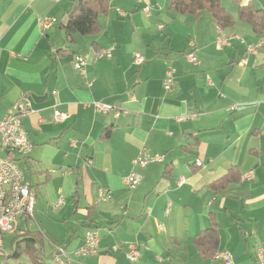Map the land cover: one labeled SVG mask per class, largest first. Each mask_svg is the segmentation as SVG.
Returning <instances> with one entry per match:
<instances>
[{"label":"crops","instance_id":"obj_1","mask_svg":"<svg viewBox=\"0 0 264 264\" xmlns=\"http://www.w3.org/2000/svg\"><path fill=\"white\" fill-rule=\"evenodd\" d=\"M72 2L0 0V119L23 95L32 99L23 124L33 149L17 158L37 193L34 218L4 233L0 255L8 257L15 237L30 229L49 264H227L195 242L214 215L217 252H230L231 264H262L264 31L240 20L239 10L264 11V0H221L236 20L223 28L208 9L196 17L175 12L170 0H110L100 30L74 33L70 42L63 22ZM45 17L57 21L46 28ZM221 37L227 43L218 45ZM100 51L111 56L96 58ZM78 54L86 75L74 67ZM97 101L122 112H99ZM141 154L164 160L141 166ZM131 172L142 176L135 188L125 180ZM92 228L97 251L78 253ZM131 243L140 249L137 262L126 256ZM58 248L70 260L57 261ZM24 256L0 264H33Z\"/></svg>","mask_w":264,"mask_h":264},{"label":"built area","instance_id":"obj_2","mask_svg":"<svg viewBox=\"0 0 264 264\" xmlns=\"http://www.w3.org/2000/svg\"><path fill=\"white\" fill-rule=\"evenodd\" d=\"M58 1V0H55ZM149 10V6L145 8ZM57 20L53 17H45L42 21L44 27H49ZM218 45L227 43V39L221 37L217 40ZM250 50L255 51L254 47ZM189 59L192 62H197V57L194 52H189ZM103 56H111V51H100L96 54V58ZM137 63L144 62V57L140 54L135 55ZM245 61V60H244ZM87 60L83 55H75L74 67L86 75ZM175 80L173 69L167 72L165 78V87L171 89ZM94 107L97 111L107 113L115 110L116 115L119 116L122 112L117 106L105 102H94ZM33 112L32 99L28 95H23L17 100L11 108L0 119V254L4 251V233L13 231L17 228L19 220L22 218H34L37 193L25 181L24 173L18 164L17 156L26 158L33 149V143L29 138L28 132L23 124V119L26 115ZM65 114L60 111L55 112V119L61 120ZM181 118L180 120H182ZM8 151V153L6 152ZM164 160L163 154H141L135 162L141 166H146L151 162H161ZM197 166H202V161H196ZM251 172L245 174V178L251 176ZM141 175L136 172H131L126 178V183L130 188L137 187L141 182ZM183 179L181 180V182ZM100 196L103 199H109L111 193L107 188L100 189ZM63 199L58 200L57 204L61 205ZM99 242L98 230L90 229L86 232L84 246L78 250V253L88 254L95 253ZM64 256L68 260L70 257L64 248H58L55 259L61 260ZM127 258L132 262H137L140 258L139 246L135 243L128 245L126 250ZM261 263L264 264V256L262 250L259 251ZM213 258L220 260L227 264L233 262V256L228 251H218L213 255Z\"/></svg>","mask_w":264,"mask_h":264},{"label":"trees","instance_id":"obj_3","mask_svg":"<svg viewBox=\"0 0 264 264\" xmlns=\"http://www.w3.org/2000/svg\"><path fill=\"white\" fill-rule=\"evenodd\" d=\"M110 0H73L70 10L67 12L63 26L66 29L68 40L73 42V34H91L100 30L99 15L108 11ZM170 7L177 13L184 15H195L198 17L202 10L208 9L220 27H227L235 24L234 16L221 4V0H170ZM239 19L250 23L258 32L264 31V11L255 8L252 4L243 6L239 10ZM109 135V130L104 132ZM233 179L228 175L214 183L212 186L226 184ZM223 187V186H222ZM218 222L212 216L210 229L199 234L195 242L205 256L214 255L219 244ZM43 241L39 232L26 229L21 232L11 244L8 258H19L24 254L30 256L33 264H49L40 256L42 253Z\"/></svg>","mask_w":264,"mask_h":264},{"label":"rangeland","instance_id":"obj_4","mask_svg":"<svg viewBox=\"0 0 264 264\" xmlns=\"http://www.w3.org/2000/svg\"><path fill=\"white\" fill-rule=\"evenodd\" d=\"M2 150H1V148H0V152H1ZM15 231H17V229H14L13 231H10L11 233L12 232H15ZM10 232H6V237L8 236V234L10 233ZM29 260L28 259V257L27 256H24V255H22L21 257H19V258H8V257H5V256H2V255H0V260Z\"/></svg>","mask_w":264,"mask_h":264},{"label":"water","instance_id":"obj_5","mask_svg":"<svg viewBox=\"0 0 264 264\" xmlns=\"http://www.w3.org/2000/svg\"><path fill=\"white\" fill-rule=\"evenodd\" d=\"M34 98L37 100L38 99V97L37 96H34ZM7 153H8V151H6Z\"/></svg>","mask_w":264,"mask_h":264}]
</instances>
